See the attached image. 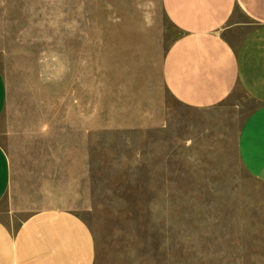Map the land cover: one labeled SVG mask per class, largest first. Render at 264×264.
Instances as JSON below:
<instances>
[{
	"label": "rangeland",
	"instance_id": "rangeland-1",
	"mask_svg": "<svg viewBox=\"0 0 264 264\" xmlns=\"http://www.w3.org/2000/svg\"><path fill=\"white\" fill-rule=\"evenodd\" d=\"M176 38L159 0H0L6 202L20 219L77 212L96 264H264V185L237 160L234 100L191 112L166 98L162 129L75 134V100L94 94L107 123L106 71L119 65L105 68L104 41L131 39L125 63L155 75Z\"/></svg>",
	"mask_w": 264,
	"mask_h": 264
},
{
	"label": "crops",
	"instance_id": "crops-1",
	"mask_svg": "<svg viewBox=\"0 0 264 264\" xmlns=\"http://www.w3.org/2000/svg\"><path fill=\"white\" fill-rule=\"evenodd\" d=\"M159 5L177 38L163 52L156 74L144 63L133 64L136 68L125 63V56H136L131 39L104 41L105 68L109 60L119 65L111 75L106 71L107 123H101L94 94L80 109L75 100V134L85 140L101 128L142 135L162 129L168 119L166 98L191 112L234 100L236 117H243L237 160L264 185V0H159ZM6 101L0 72V134ZM61 131L66 135L64 127ZM11 177L10 159L0 143V264H96L92 232L77 212L46 207L17 218L5 198Z\"/></svg>",
	"mask_w": 264,
	"mask_h": 264
}]
</instances>
